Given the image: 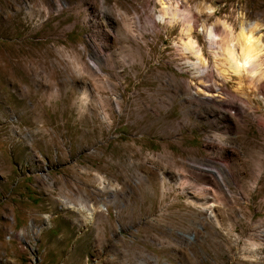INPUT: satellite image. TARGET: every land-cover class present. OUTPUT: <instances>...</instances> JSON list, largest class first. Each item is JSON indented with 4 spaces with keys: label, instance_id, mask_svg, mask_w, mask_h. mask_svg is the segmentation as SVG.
Returning <instances> with one entry per match:
<instances>
[{
    "label": "rangeland",
    "instance_id": "obj_1",
    "mask_svg": "<svg viewBox=\"0 0 264 264\" xmlns=\"http://www.w3.org/2000/svg\"><path fill=\"white\" fill-rule=\"evenodd\" d=\"M240 22L263 48L264 0H0V264H264V75L220 56Z\"/></svg>",
    "mask_w": 264,
    "mask_h": 264
},
{
    "label": "bare ground",
    "instance_id": "obj_2",
    "mask_svg": "<svg viewBox=\"0 0 264 264\" xmlns=\"http://www.w3.org/2000/svg\"><path fill=\"white\" fill-rule=\"evenodd\" d=\"M161 5L162 14L158 17L160 21H163L167 24H171L176 21H182L181 32L185 35V40L182 42V50L191 54L195 58V62L192 64L194 67H198L199 70L202 68L204 64V60L201 56L200 50L196 46L194 40L191 37L192 31V23L189 20H181V16L178 14L176 8L170 9L169 5L165 3L159 2ZM206 12L209 14L213 13L211 8H206ZM223 24V23H222ZM225 31L229 30L230 36L233 38L225 44L227 46H223V49L219 47L222 52L221 55H224V60L227 65V68L230 72L235 76H242L243 74L247 79L262 77L264 75V70H262L260 61L261 57L264 56V47L262 48L258 42V38H253V30L255 31V26L250 28H246L242 22L239 23V30L237 33L231 34V30L228 26L224 25ZM200 32L203 33L204 37L212 43V41L216 40L218 37L213 34L211 27H203L201 26ZM227 37V36H226ZM230 38V37H229ZM221 39V38H220ZM228 39V38H227ZM218 40V39H217ZM222 41V39H221ZM224 42V41H223ZM214 43V42H213ZM222 43V42H221ZM218 44V43H217ZM219 46V45H218ZM221 46V45H220ZM213 56H216V52H213ZM222 57V56H221ZM263 78V77H262ZM73 208V207H72Z\"/></svg>",
    "mask_w": 264,
    "mask_h": 264
},
{
    "label": "built area",
    "instance_id": "obj_3",
    "mask_svg": "<svg viewBox=\"0 0 264 264\" xmlns=\"http://www.w3.org/2000/svg\"><path fill=\"white\" fill-rule=\"evenodd\" d=\"M33 264H35V262H33Z\"/></svg>",
    "mask_w": 264,
    "mask_h": 264
}]
</instances>
